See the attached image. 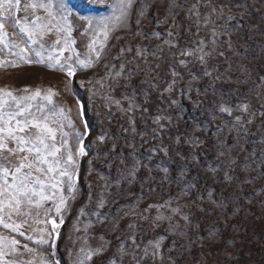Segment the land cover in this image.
Wrapping results in <instances>:
<instances>
[{
	"label": "rangeland",
	"instance_id": "obj_1",
	"mask_svg": "<svg viewBox=\"0 0 264 264\" xmlns=\"http://www.w3.org/2000/svg\"><path fill=\"white\" fill-rule=\"evenodd\" d=\"M27 2L46 7H0L12 17L0 30V126L22 108L16 119L46 116L76 160L75 191L65 181L59 213L57 195L28 217L34 239L59 224L55 256L0 237L59 264L100 245L84 264H264V0H136L126 25L117 0Z\"/></svg>",
	"mask_w": 264,
	"mask_h": 264
},
{
	"label": "snow or ice",
	"instance_id": "obj_2",
	"mask_svg": "<svg viewBox=\"0 0 264 264\" xmlns=\"http://www.w3.org/2000/svg\"><path fill=\"white\" fill-rule=\"evenodd\" d=\"M135 2L136 0H117L114 7L120 14L114 17L115 21L126 25L129 10ZM175 2L176 0H169L170 6L174 5ZM4 6H7L10 10L19 6L24 12H28L29 9L46 7L43 3H29L27 0H23V2L22 0H0V7ZM213 11H217V9L213 8ZM9 18H12L11 11L9 16L0 14V30L5 27ZM39 20L40 17L37 16L36 20L32 21V23L35 24ZM15 22L18 23V21ZM43 27L47 28L49 33L52 32V29L46 25ZM20 31L26 33L25 28H21ZM57 31L63 32L64 30L58 29ZM108 31V26L105 24V38H107ZM4 34L7 35V33ZM37 34L43 35L44 33L32 31L29 34V38ZM154 35L159 36L160 34L154 33ZM168 35L171 36L172 33L169 32ZM62 41L68 43L66 38L61 37L55 40V44L60 45ZM95 43L93 41L91 51L99 58L100 52L95 47ZM199 43L203 44L204 42L200 41ZM200 52L204 53V55L199 56L201 61L204 60L205 55H211L210 52H204L203 48H200ZM192 54L191 52L181 53L182 56ZM220 55H223V53L221 52ZM56 63L61 70H64V66L60 64L59 60ZM180 63L185 64V61L181 60ZM90 66L91 62H81V67ZM67 74L69 76L73 75L71 68L67 69ZM205 74L210 75L207 72ZM173 75H178V73L174 72ZM7 95L11 96L12 93L8 92ZM35 95L39 96L40 92L37 91ZM238 108L247 111L248 105L242 104ZM219 111L231 115L232 109L221 106ZM17 116L24 117L25 110L22 108L15 115L9 117L7 124L0 126V161L8 162L7 166L0 162V177L3 179V183L0 184V227L16 233L20 237H24L33 244L40 246L47 245L46 251L55 256V252L51 250L55 248V240L58 235L56 230L59 224L55 220H50L49 223L52 224V229H41L40 231L43 234L34 239L32 235H27L28 232L35 231L29 223L28 217L37 214L36 209L41 207L42 201H50L57 195H59L60 203L56 211L57 213L61 211L67 200L61 194L65 191L61 185L67 181V192L69 195L75 191V186L71 182L75 175L76 160L68 148L66 139L60 146L55 143L57 138L54 130L48 126L46 116L37 117L32 115L30 111L29 116H31V119H16ZM157 120H159V117ZM236 120L238 122L240 117H236ZM13 121L15 122L14 124ZM77 135L79 136L80 134L78 133ZM83 154L82 148L77 150V156H82ZM61 161H63L64 166H61ZM135 166V164L132 165L133 168ZM165 171L167 170L165 169ZM129 175H133V173L130 171ZM9 176L11 177V183L8 179ZM45 189L51 194L44 195ZM103 204L104 200L101 199L100 206L103 207ZM131 239H133V243L135 244V238L132 237ZM149 244L152 245L154 249L153 254L155 255V250L159 249L160 240H157L154 244L150 241ZM136 247L139 246L136 245ZM102 250L103 245L90 251H85L84 248H81L80 251L83 253V259L77 258L74 264H84V260L91 259L93 255H98ZM22 253H27L29 258L26 260L21 259ZM147 253L148 249L145 248V254ZM0 264H59V261H49L38 249L29 247L28 243H22L15 237H12L10 240L7 237H0ZM112 264H115V262L113 261Z\"/></svg>",
	"mask_w": 264,
	"mask_h": 264
}]
</instances>
